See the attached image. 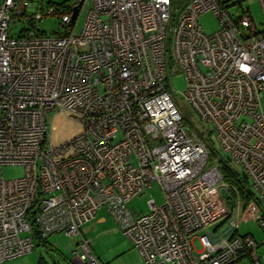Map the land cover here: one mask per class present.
<instances>
[{"label": "built area", "instance_id": "obj_1", "mask_svg": "<svg viewBox=\"0 0 264 264\" xmlns=\"http://www.w3.org/2000/svg\"><path fill=\"white\" fill-rule=\"evenodd\" d=\"M42 1L0 0V170L24 168L0 177V264L53 234L80 236L79 264H99L80 229L101 209L145 264H259L254 238L228 222L239 194L207 167L170 89L167 43L171 33L181 98L214 132L218 163L233 165L264 209V0L261 28L248 9L230 11L248 0H184L173 28L174 0H64L46 14ZM207 12L220 22L210 35L198 22ZM55 14L61 30L46 35L40 23ZM15 18L29 23L13 37ZM154 185L163 202L133 215L128 204Z\"/></svg>", "mask_w": 264, "mask_h": 264}, {"label": "rangeland", "instance_id": "obj_2", "mask_svg": "<svg viewBox=\"0 0 264 264\" xmlns=\"http://www.w3.org/2000/svg\"><path fill=\"white\" fill-rule=\"evenodd\" d=\"M64 0H43L40 3L42 14H46L50 9V4H61ZM37 3H34V5ZM71 5V2L67 3ZM186 1L174 0L172 3L171 21L168 24L170 28H173L179 19V15L185 6ZM55 7V5H51ZM242 9H248L252 15L254 22L258 24L259 28L262 27L263 14L258 1L248 0L243 2L241 6L235 5L231 7V13L241 12ZM36 6L27 10V16H31L37 12ZM86 11L81 14L76 25V30L79 33L83 23L85 21ZM198 22L203 28L204 32L208 35L217 32L220 29V22L212 12H207L198 18ZM29 19H14L10 23V35L15 37L19 35L21 29L27 27ZM61 21L58 14L44 15L43 20L40 23L41 30L46 35H54L61 30ZM167 60H168V72H169V85L170 89L176 92L175 99L178 105L181 107L185 114L186 125L190 126L193 130L198 131L202 140L205 142L209 150V160L207 167L217 166L219 158H223L224 154L219 148L214 132L206 124L199 122L194 114L189 110V107L181 98V93L185 89L184 75L179 71L174 59V46L173 36L170 33L168 35L167 43ZM261 107L264 114V90L261 93ZM50 117L47 119V124L50 122ZM229 164V163H228ZM222 166V163H221ZM230 166L236 170V168L230 164ZM221 171V170H220ZM237 171V170H236ZM222 172V171H221ZM24 176V168L22 166H6L0 170V177L5 180L18 179ZM229 184V183H228ZM230 185V184H229ZM236 189V188H235ZM251 193H253L251 191ZM253 197L250 200L241 197L240 210L237 207L234 208L231 217L228 222H235L237 224V233L239 236L250 235L257 243L256 256L259 260V264H264V229L257 220V216L264 215V209L260 203ZM154 199L157 204L163 202L161 192L158 188H154L141 196L135 198L128 204V209L133 215L145 214L148 212V200ZM237 211L239 215H237ZM100 214L105 217L106 221L100 224H89L84 229H80L81 236L86 240H90V248L92 253L99 260L100 264H145L144 260L140 256L138 250L133 247L131 241L123 234L121 228L116 221L111 217L105 209H102ZM203 233V232H201ZM199 233V235L201 234ZM49 243L57 248L63 255L69 260H72L75 255L73 251L80 244V236L68 237L64 234H53L49 237ZM36 241V239H35ZM196 251L200 250V244L196 240L193 242ZM35 252L36 257L33 258L29 254L14 258L4 262L3 264H37L39 260V254L41 255V263L39 264H67L61 260L57 252L53 248L45 250L43 247H37ZM80 250L77 251L76 256L79 257ZM235 264H255L250 256H244Z\"/></svg>", "mask_w": 264, "mask_h": 264}, {"label": "trees", "instance_id": "obj_3", "mask_svg": "<svg viewBox=\"0 0 264 264\" xmlns=\"http://www.w3.org/2000/svg\"><path fill=\"white\" fill-rule=\"evenodd\" d=\"M221 163L220 170L222 171L221 173L225 181L236 188L237 194H239L240 198L245 196L247 198L246 200H250L253 197V193H251L248 181L242 175L235 172V170L229 166L228 161L223 159ZM46 241L47 240L42 241L40 238L36 237V243Z\"/></svg>", "mask_w": 264, "mask_h": 264}, {"label": "crops", "instance_id": "obj_4", "mask_svg": "<svg viewBox=\"0 0 264 264\" xmlns=\"http://www.w3.org/2000/svg\"><path fill=\"white\" fill-rule=\"evenodd\" d=\"M102 210V209H101ZM101 210H99L97 213H96V215H95V217H94V219L92 220V221H90L89 223H87L86 225H84L82 228H84V229H86L88 226H89V224H91V223H93L94 225L95 224H100V223H104L105 221H106V219H105V217L104 216H102L103 214H100V212H101ZM106 211V210H105ZM107 212V211H106ZM108 213V212H107ZM109 214V213H108ZM110 215V214H109ZM111 216V215H110ZM112 217V216H111ZM81 228V229H82ZM49 239V238H48ZM47 239V241L46 242H38L37 243V247L39 248V247H43L45 250H50L51 248H53L54 249V251L55 252H57V254L60 256V258H61V260H63L65 263H67V264H79V257H77L76 256V254H77V251L78 250H80V248L77 246V248L73 251V255H75V257H73V259L72 260H69V258H67L65 255H63L57 248H55L54 246H52L51 245V243H49V240ZM89 242H90V240H89ZM80 254H81V250H80ZM80 254H79V256H80ZM29 255L31 256V257H33V258H35L36 257V254H35V252H31V253H29ZM94 255V254H93ZM95 256V255H94ZM95 258H96V256H95ZM97 259V258H96ZM39 260L40 261H38V263L37 264H39V263H41V255L39 254ZM98 260V259H97ZM98 262H99V260H98ZM3 264V263H2ZM100 264V263H99Z\"/></svg>", "mask_w": 264, "mask_h": 264}, {"label": "water", "instance_id": "obj_5", "mask_svg": "<svg viewBox=\"0 0 264 264\" xmlns=\"http://www.w3.org/2000/svg\"><path fill=\"white\" fill-rule=\"evenodd\" d=\"M76 16V9H74V15H73V18Z\"/></svg>", "mask_w": 264, "mask_h": 264}]
</instances>
